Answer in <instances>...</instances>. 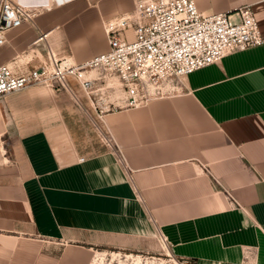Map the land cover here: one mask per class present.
<instances>
[{
    "label": "crops",
    "instance_id": "obj_1",
    "mask_svg": "<svg viewBox=\"0 0 264 264\" xmlns=\"http://www.w3.org/2000/svg\"><path fill=\"white\" fill-rule=\"evenodd\" d=\"M20 1L76 64L106 52L104 24L133 10V0ZM194 2L204 14L249 6L264 39V0ZM36 33L9 30L4 58L26 54ZM70 83L82 106L45 87L0 99V264H46L44 249L48 264H77L64 253L156 238L185 264H264V43L193 72L172 97L100 118Z\"/></svg>",
    "mask_w": 264,
    "mask_h": 264
},
{
    "label": "built area",
    "instance_id": "obj_2",
    "mask_svg": "<svg viewBox=\"0 0 264 264\" xmlns=\"http://www.w3.org/2000/svg\"><path fill=\"white\" fill-rule=\"evenodd\" d=\"M20 0H0V46L9 30L32 22L35 14ZM132 32V41L127 32ZM108 50L81 64L57 58L23 71L0 65V99L34 87L64 91L81 105L73 78L91 110L101 117L111 110L138 108L181 92L184 79L219 63L225 56L264 43L249 6L234 12L204 14L194 0H133V10L104 24ZM40 36L36 43L46 39ZM95 77L85 79V73ZM88 117L92 113L85 109ZM110 146L111 142L106 139Z\"/></svg>",
    "mask_w": 264,
    "mask_h": 264
},
{
    "label": "rangeland",
    "instance_id": "obj_3",
    "mask_svg": "<svg viewBox=\"0 0 264 264\" xmlns=\"http://www.w3.org/2000/svg\"><path fill=\"white\" fill-rule=\"evenodd\" d=\"M35 16L33 17L32 22H26V24L33 25L36 27L38 33V38L42 36L43 34L48 33L47 31H43L38 28V26L35 23L34 20ZM37 38V39H38ZM49 39H45L43 41H39L38 43L32 44L29 46L31 47L30 50L26 51V54H20L21 57H18L17 60H9L4 58V47H0V63L9 64L14 70L16 71H23L26 69V67H21V59L25 58L26 55L30 54L31 59L27 61L26 64H30L33 62L34 67H39L44 62H47L48 56L46 54L47 49L52 50V52L56 55L57 58H64L57 55L58 53L61 54L57 49V45L54 47V45L50 46L48 44ZM127 40L132 41V32H127ZM36 42V41H35ZM34 42V43H35ZM52 44V43H51ZM62 46V45H61ZM63 51L67 50L66 48L62 49ZM28 59V58H27ZM24 64V63H23ZM24 64V65H26ZM30 67V65L28 66ZM86 76H92V78L95 77L94 72H87L85 73ZM46 88V87H45ZM22 92V91H21ZM19 93V92H18ZM83 95V101L84 103L90 104V100L86 99V96L83 92L81 94ZM11 96V95H10ZM86 101H85V100ZM92 112L93 117L96 118L95 113ZM44 257L46 259V264L49 263V257L53 255V252L48 251V249H44ZM169 252V251H168ZM165 249L164 245L162 244V241L160 238L156 239H142L141 242H136L135 245H133V242L131 245L129 243L123 247V248H109V249H94L93 252L89 253H64L63 260L65 262H71V263H77V264H185L179 260H176L175 258L171 257V253H168ZM43 253L39 251V253H32V258H40ZM30 257V258H31ZM86 257V258H85ZM9 260V249H0V261L3 260ZM20 262V261H19Z\"/></svg>",
    "mask_w": 264,
    "mask_h": 264
},
{
    "label": "bare ground",
    "instance_id": "obj_4",
    "mask_svg": "<svg viewBox=\"0 0 264 264\" xmlns=\"http://www.w3.org/2000/svg\"><path fill=\"white\" fill-rule=\"evenodd\" d=\"M47 36V34L45 35V37ZM85 79H91V76H85L84 77ZM167 252H168V250H167ZM169 253V252H168ZM172 257V256H171Z\"/></svg>",
    "mask_w": 264,
    "mask_h": 264
}]
</instances>
